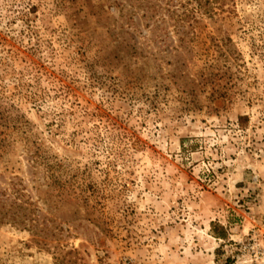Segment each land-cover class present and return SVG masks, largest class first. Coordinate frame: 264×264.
I'll use <instances>...</instances> for the list:
<instances>
[{"label": "rangeland", "instance_id": "374dc122", "mask_svg": "<svg viewBox=\"0 0 264 264\" xmlns=\"http://www.w3.org/2000/svg\"><path fill=\"white\" fill-rule=\"evenodd\" d=\"M262 225L264 0H0V264H244Z\"/></svg>", "mask_w": 264, "mask_h": 264}, {"label": "built area", "instance_id": "2783aa9c", "mask_svg": "<svg viewBox=\"0 0 264 264\" xmlns=\"http://www.w3.org/2000/svg\"><path fill=\"white\" fill-rule=\"evenodd\" d=\"M244 264H264V225L248 232L242 243Z\"/></svg>", "mask_w": 264, "mask_h": 264}, {"label": "trees", "instance_id": "16d2710c", "mask_svg": "<svg viewBox=\"0 0 264 264\" xmlns=\"http://www.w3.org/2000/svg\"><path fill=\"white\" fill-rule=\"evenodd\" d=\"M153 7H154V6H152V8H153ZM241 119L243 120V119H245V118H241ZM245 120H247V119H245Z\"/></svg>", "mask_w": 264, "mask_h": 264}]
</instances>
